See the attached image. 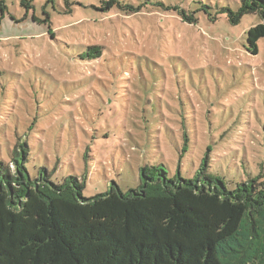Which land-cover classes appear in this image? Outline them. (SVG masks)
I'll return each instance as SVG.
<instances>
[{"label": "rangeland", "instance_id": "rangeland-1", "mask_svg": "<svg viewBox=\"0 0 264 264\" xmlns=\"http://www.w3.org/2000/svg\"><path fill=\"white\" fill-rule=\"evenodd\" d=\"M1 1L0 161L27 146L33 176H86L87 198L136 189L149 165L194 178L208 159L230 189L264 171V39L256 56L245 46L262 19L213 18L237 0H148L131 15L102 0H33L65 11L40 25L11 22L21 0ZM157 2L212 17L191 24ZM91 46L105 55L82 61Z\"/></svg>", "mask_w": 264, "mask_h": 264}, {"label": "trees", "instance_id": "trees-1", "mask_svg": "<svg viewBox=\"0 0 264 264\" xmlns=\"http://www.w3.org/2000/svg\"><path fill=\"white\" fill-rule=\"evenodd\" d=\"M135 1L102 0L101 10L131 15L151 4ZM237 1L236 9L222 8L213 18L225 15L238 25L248 15L259 16L245 44L256 56L264 39V0ZM152 5L191 24L200 11L212 17L206 6L188 11ZM19 6L24 18H9L16 24L40 25L52 14L65 15L62 8L49 13L33 0ZM7 10L1 1L3 16ZM102 51L91 46L76 54L90 62L101 59ZM27 159L28 148L21 145L11 162L0 161V264H264V171L230 189L207 174L208 159L194 178L170 177L164 166L149 165L141 169L136 189L124 193L114 186L87 198L86 176L54 182L47 168L33 176Z\"/></svg>", "mask_w": 264, "mask_h": 264}]
</instances>
